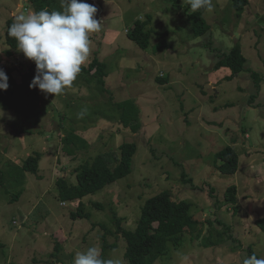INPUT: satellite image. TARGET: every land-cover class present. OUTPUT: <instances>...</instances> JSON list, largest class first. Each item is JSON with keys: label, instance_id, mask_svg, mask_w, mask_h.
Here are the masks:
<instances>
[{"label": "rangeland", "instance_id": "1", "mask_svg": "<svg viewBox=\"0 0 264 264\" xmlns=\"http://www.w3.org/2000/svg\"><path fill=\"white\" fill-rule=\"evenodd\" d=\"M247 1L237 15L230 0H212L213 11L203 15L209 30L195 37L186 17L189 0H84L97 8L102 25L90 34L82 67L94 58L106 64L105 91L92 71L54 96L29 87L35 62L4 41L7 22L36 11V4L0 0V69L9 84L0 90V174L41 156L36 175H6L0 186V264H73L76 253L93 246L101 258L129 264L119 229L133 231L145 201L161 191L190 204L201 231L198 238V230L187 231L177 247L169 242L154 264H242L253 254L264 257V233L255 224L264 217V0ZM51 3L50 10L66 8L64 0ZM136 21H149L145 50L126 36ZM236 44L243 69L229 79L230 69L216 64ZM125 100L139 109L136 134L118 123L114 103ZM69 133L86 147L64 144ZM123 143L137 147L129 175L82 200L59 199L58 179L76 185L75 168L99 154H118ZM226 146L238 156L234 175L216 168L215 154ZM231 186L235 206L225 199ZM208 242L218 244L204 247Z\"/></svg>", "mask_w": 264, "mask_h": 264}, {"label": "trees", "instance_id": "2", "mask_svg": "<svg viewBox=\"0 0 264 264\" xmlns=\"http://www.w3.org/2000/svg\"><path fill=\"white\" fill-rule=\"evenodd\" d=\"M35 3L37 12L41 9L50 10L51 0H28ZM171 1V0H168ZM234 11L239 15L244 7L248 4L247 0H230ZM188 5V4H186ZM205 9L187 14V22L190 26L192 34L197 37L204 35L209 30L203 15ZM148 20L150 18L148 16ZM136 21L131 30L127 31V38L135 43L140 49L145 50L149 46L150 31H146L148 22ZM13 22H7L4 41L10 49L15 50L18 47L15 38L8 35V28ZM2 37L0 35V42ZM8 56L11 55L7 51ZM241 47L236 44L231 51L220 59L216 67H226L231 71V77L240 73L243 69L240 61ZM93 71V73H91ZM91 73V74H90ZM91 75V79L105 91V78L107 77V66L104 62H100L94 58L88 68L82 67L81 73L78 75ZM256 87H258L259 77L256 73L252 75ZM162 79V78H157ZM118 116V123L123 129H128L131 133L136 134L141 129L139 119V109L133 100H125L114 103ZM107 113V112H106ZM106 118H113L114 115ZM64 144L77 145L86 147L87 142L78 137L74 133H69L63 138ZM137 147L134 143H123L119 146V153H103L97 155L90 162L84 163L74 169L76 185L69 186L67 182L61 178L56 182L58 189V197L63 201L73 202L82 200L84 197L93 194L113 183L122 179L131 173L132 158L136 154ZM65 152V151H64ZM68 154L73 152L72 149L66 151ZM216 161H220L221 165L216 166L217 171L222 175H234L238 169V156L231 146H226L215 154ZM40 154L29 156L20 166L9 165L7 172L0 174V186L3 185L6 175L19 173L37 174ZM182 181L189 184L191 188L196 189L193 180L183 175ZM236 187L231 186L225 194L226 203L232 206L236 204ZM19 195H13L9 202L15 203ZM80 211V209H79ZM82 213L71 214L73 220L80 217ZM87 218L89 216L84 215ZM257 227L264 233V217L255 221ZM200 222L191 214V205L184 202H173L168 191H161L149 200H146L141 207L140 217L133 231L119 229L121 237L126 243L125 257L129 264H154L164 254L167 244L170 242L177 247L182 242V236L187 231L194 232L198 230ZM200 229L196 238L200 236ZM222 234L217 233V236ZM104 239V237H102ZM218 242L204 243V247L216 246ZM4 245L0 243V251ZM105 248L106 245L103 244Z\"/></svg>", "mask_w": 264, "mask_h": 264}, {"label": "clouds", "instance_id": "3", "mask_svg": "<svg viewBox=\"0 0 264 264\" xmlns=\"http://www.w3.org/2000/svg\"><path fill=\"white\" fill-rule=\"evenodd\" d=\"M63 11L41 9L20 15L8 28L25 58L34 61L36 75L30 88H38L45 95H62L72 86L90 55V34L98 32L102 23L95 18L97 8L84 0H64ZM190 11L205 9L212 12V0H189ZM9 87L8 76L0 69V90ZM4 111L0 108V117ZM82 118L84 113H79ZM73 264H118L101 258V251L93 246L76 253ZM242 264H264V257L255 254Z\"/></svg>", "mask_w": 264, "mask_h": 264}, {"label": "water", "instance_id": "4", "mask_svg": "<svg viewBox=\"0 0 264 264\" xmlns=\"http://www.w3.org/2000/svg\"><path fill=\"white\" fill-rule=\"evenodd\" d=\"M22 0H20V6L22 5V2H21Z\"/></svg>", "mask_w": 264, "mask_h": 264}]
</instances>
